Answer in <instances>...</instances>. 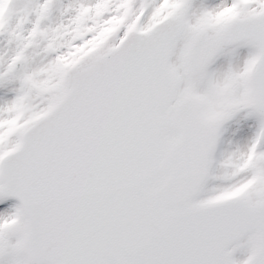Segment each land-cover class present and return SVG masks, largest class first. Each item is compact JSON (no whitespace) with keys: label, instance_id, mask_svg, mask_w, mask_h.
Returning <instances> with one entry per match:
<instances>
[{"label":"snow or ice","instance_id":"snow-or-ice-1","mask_svg":"<svg viewBox=\"0 0 264 264\" xmlns=\"http://www.w3.org/2000/svg\"><path fill=\"white\" fill-rule=\"evenodd\" d=\"M0 264H264V0H0Z\"/></svg>","mask_w":264,"mask_h":264}]
</instances>
